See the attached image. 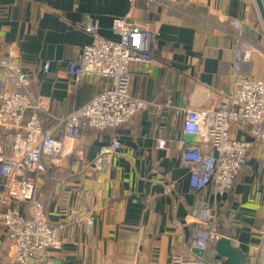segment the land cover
<instances>
[{"label":"crops","instance_id":"1","mask_svg":"<svg viewBox=\"0 0 264 264\" xmlns=\"http://www.w3.org/2000/svg\"><path fill=\"white\" fill-rule=\"evenodd\" d=\"M88 16L97 21L98 36L108 40H119L112 30L116 17L156 34L153 62L130 64V93L151 105L116 129L87 130L67 157L46 160L38 195L63 248L29 264H172L175 255L195 254L193 230L207 210L217 214L219 233L246 254L245 264H260L264 143L235 124L233 138L253 141L247 165L225 194L213 185L196 191L181 165L178 141L200 138L185 135L183 115L175 113L218 108L231 93L238 47L233 20L242 22L243 47L250 53L245 74L264 80V23L256 0H0V59L6 46L18 44L17 63L29 75L46 128L108 86L91 78L77 85L69 71V62L96 42L79 27ZM8 86L0 72V91ZM13 136L0 128V149L8 154ZM113 138L121 148L99 169L94 161ZM158 138L168 141L165 148L156 147ZM21 208L28 211L30 204ZM6 238L0 226V264H13L2 253Z\"/></svg>","mask_w":264,"mask_h":264},{"label":"built area","instance_id":"2","mask_svg":"<svg viewBox=\"0 0 264 264\" xmlns=\"http://www.w3.org/2000/svg\"><path fill=\"white\" fill-rule=\"evenodd\" d=\"M230 24L238 42L229 76L233 82L231 93L223 97L218 108H177L175 111L183 115L184 134L200 138L198 143L178 141L181 165L189 170L191 188L202 191L213 185L221 195L233 188L253 147V141L233 138L232 127L239 124L255 141L264 143V80L245 74L250 53L243 47L242 22L233 20ZM79 27L97 38L69 62L74 83L79 85L87 78L109 83L84 106L60 118L52 128L44 126L39 112L41 102L33 97L29 75L17 63L18 44L6 46L0 59V72L9 85L0 91V128L14 132L9 154L0 149V182L3 184L0 226L7 236L2 253H8L13 264H29L47 250L63 248L59 231L49 220L38 195L40 179L48 170L47 161L54 162L71 154L87 130L116 129L151 105L130 93V64L153 62L156 34L127 17L113 19L112 30L119 36L117 41L99 37V25L92 16L86 17ZM49 68L50 64H45V72ZM167 144L165 138H158L156 147L165 148ZM120 148V141L111 139L102 146L95 166L101 169L107 158ZM25 203L30 204L28 211L21 208ZM217 222V214L207 210L195 226L190 244V249H198L202 254L175 255L172 264H223L225 258L214 248L223 236ZM93 225L94 221L89 219V231ZM260 264H264V239Z\"/></svg>","mask_w":264,"mask_h":264},{"label":"water","instance_id":"3","mask_svg":"<svg viewBox=\"0 0 264 264\" xmlns=\"http://www.w3.org/2000/svg\"><path fill=\"white\" fill-rule=\"evenodd\" d=\"M260 15L264 23V4L263 0H256ZM189 138L192 136H188ZM216 252L223 258L227 259V264H245L246 254L238 247L234 246L231 239L222 236L215 244ZM196 254L201 255L202 252L198 249H193Z\"/></svg>","mask_w":264,"mask_h":264}]
</instances>
